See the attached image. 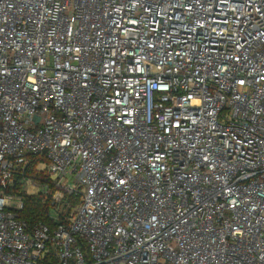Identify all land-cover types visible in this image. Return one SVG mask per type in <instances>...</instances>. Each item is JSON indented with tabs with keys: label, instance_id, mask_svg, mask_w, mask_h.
I'll use <instances>...</instances> for the list:
<instances>
[{
	"label": "built area",
	"instance_id": "1",
	"mask_svg": "<svg viewBox=\"0 0 264 264\" xmlns=\"http://www.w3.org/2000/svg\"><path fill=\"white\" fill-rule=\"evenodd\" d=\"M0 264H264V0H0Z\"/></svg>",
	"mask_w": 264,
	"mask_h": 264
},
{
	"label": "trees",
	"instance_id": "2",
	"mask_svg": "<svg viewBox=\"0 0 264 264\" xmlns=\"http://www.w3.org/2000/svg\"><path fill=\"white\" fill-rule=\"evenodd\" d=\"M44 159L39 156H30L22 173L24 175H16V184L13 191L22 195L24 207L20 212L21 218L27 222L29 226L37 223L46 224L50 230H53L62 222H70V218L74 215L78 205L80 204V196L70 195L61 202L52 201V196L57 188L51 176L45 168L41 167ZM24 177L32 178L40 182V189L36 193H27L24 183L21 179ZM48 185L49 190L46 192L45 186ZM55 214H58L56 218Z\"/></svg>",
	"mask_w": 264,
	"mask_h": 264
},
{
	"label": "rangeland",
	"instance_id": "3",
	"mask_svg": "<svg viewBox=\"0 0 264 264\" xmlns=\"http://www.w3.org/2000/svg\"><path fill=\"white\" fill-rule=\"evenodd\" d=\"M39 189H40L39 184L37 186L29 185L27 187L28 193H36L39 191Z\"/></svg>",
	"mask_w": 264,
	"mask_h": 264
}]
</instances>
